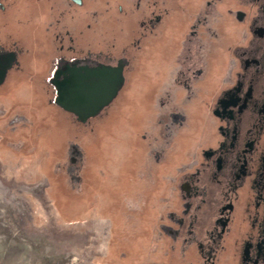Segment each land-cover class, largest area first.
Instances as JSON below:
<instances>
[{"label":"rangeland","instance_id":"1","mask_svg":"<svg viewBox=\"0 0 264 264\" xmlns=\"http://www.w3.org/2000/svg\"><path fill=\"white\" fill-rule=\"evenodd\" d=\"M53 2L60 36L68 29L76 44L59 56L88 45L97 61L123 59L124 81L85 121L54 103L35 68L0 84V264H236L243 217L216 255L206 243L196 251L193 234L182 237L179 187L219 140L211 107L257 4Z\"/></svg>","mask_w":264,"mask_h":264},{"label":"flooded vegetation","instance_id":"2","mask_svg":"<svg viewBox=\"0 0 264 264\" xmlns=\"http://www.w3.org/2000/svg\"><path fill=\"white\" fill-rule=\"evenodd\" d=\"M53 1L0 0V65L15 53L1 84L13 70L30 67L44 74L41 83H49L56 95L50 79L60 63L98 58L91 55L88 45L80 55L59 56L74 50L76 44L68 29L60 36V18ZM68 1L74 6L83 4V0ZM252 1L257 7L250 19L248 45L237 52L234 76L211 107L219 140L196 171L184 175L179 187L182 237L192 233L196 251L197 244L201 248L206 243L205 255H216L219 240L234 226L235 215L243 217V229L236 239V264H264V0ZM46 4L49 14L44 17L42 7ZM148 20L144 29L151 28ZM207 243H215V248L207 251ZM208 261L206 257L203 264Z\"/></svg>","mask_w":264,"mask_h":264},{"label":"water","instance_id":"3","mask_svg":"<svg viewBox=\"0 0 264 264\" xmlns=\"http://www.w3.org/2000/svg\"><path fill=\"white\" fill-rule=\"evenodd\" d=\"M13 59L15 53L11 52L0 65V84ZM123 66V59H119L116 65L88 58L60 63L50 79L56 92L54 103L74 114L79 121L95 116L112 101L122 86Z\"/></svg>","mask_w":264,"mask_h":264}]
</instances>
